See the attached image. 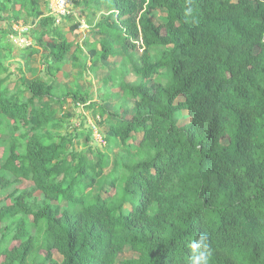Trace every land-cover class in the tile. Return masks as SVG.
<instances>
[{
	"label": "trees",
	"instance_id": "1",
	"mask_svg": "<svg viewBox=\"0 0 264 264\" xmlns=\"http://www.w3.org/2000/svg\"><path fill=\"white\" fill-rule=\"evenodd\" d=\"M71 2L76 14L59 21L38 0L0 10V195L9 200L0 202V264H187L201 232L210 264H264V0ZM101 5L107 14L94 25ZM150 7L165 10L159 24ZM89 9L85 22L103 37L75 44L68 35ZM14 23L28 25L33 42L19 50L40 53L46 77L15 91L6 63ZM119 48L126 54L102 80L100 102L77 81L70 91L56 81L68 54L84 77ZM54 99L102 119L105 146L89 129L54 131L57 109L36 103Z\"/></svg>",
	"mask_w": 264,
	"mask_h": 264
},
{
	"label": "rangeland",
	"instance_id": "2",
	"mask_svg": "<svg viewBox=\"0 0 264 264\" xmlns=\"http://www.w3.org/2000/svg\"><path fill=\"white\" fill-rule=\"evenodd\" d=\"M9 1L10 0H0V10H1V12H2L3 15H8L9 12H10V10H11V7L12 6L9 3ZM38 1L40 3L41 8L45 12L47 11L48 6H49V10H51V9L53 10V9L56 8L57 0H38ZM105 6L106 5H101V8L94 9V12H95L94 20L95 21H97L98 19L100 20L103 17V15H105L107 13L108 9H105L106 8ZM76 10H77L76 7L71 6V5L69 6V11L72 12V14H76ZM147 12H148V16L151 18V20L155 24H159L161 22V20H162V17L165 14V10L162 9V8H158V7H150L147 10ZM89 14L90 13H89L88 10H84L83 13H82V15H84L85 17L87 15H89ZM75 20H76V22H80V24H81L80 26L82 27V28L80 27V31H82L81 33L83 34L86 31V29H88V28H86L84 26L85 23L82 21L81 17H77V18H75ZM63 22H64V25H65V28H66L67 25H69L72 21H68V20L65 19V21H63ZM7 26H8V23H7L6 20H1L0 21V39H1V30L7 29ZM27 26L28 25H24L23 23H14L13 26H12V28L18 32L21 29H24L25 30L27 28ZM32 26H33V28H37V26H35V25H32ZM8 35H9V36H7L8 40L13 43V51H12L11 57L8 59V61H6V63H7V65L10 68H11V66H10L11 63H17V64H15V66L14 65L12 66V68L14 69V72H12L11 69H10L11 76L8 79L7 82L10 81V83L15 84V87H20L22 85V81H29L33 77L34 78L39 77L40 71H41L40 70V67H42L43 64H42V62L37 61V58H38L39 55H36L37 58H36L35 61H33V63H35L34 65H36V67L34 69H32L31 72H29V73L26 72L25 73V71H23L22 63L23 64L25 63V65H28V60L25 62V58L26 57L23 56L22 54H21V56H15L16 52L17 51H20L19 50V47L20 46L16 42L17 39H15V38H17V36H15L14 33L13 34L10 33ZM68 36H69V39L76 40L75 37L78 36V34H72V35L69 34ZM88 38L91 40L92 37H90V35L88 34ZM96 38H97V36H96ZM23 47H26V46H23ZM4 53H5V50L0 45V62L4 60ZM40 59H41V56H40ZM117 59L118 58H116V57L113 58V57L110 56V57L106 58L105 61L107 63H109L110 61L115 62V61H117ZM19 63H21V64H19ZM65 63H67V65H65L63 67V70L64 71H70V68L68 67L69 66V62H65ZM16 65H17V68H16ZM111 66H113V65H111ZM76 68H74V70H76ZM108 71H109V67H107V68L105 67V69L103 68V69L99 70L98 74H96V76H94L93 79L91 80L89 89L92 88V90H93L92 92L93 93L95 91V93L92 94L93 95L92 98L95 101L100 102L101 96L104 94L105 89L110 85V83H108L107 85L103 84L102 83V79H101L102 77H104V76L107 75ZM133 76L134 75H132V76L129 75L127 78L131 80V79H133ZM41 78L44 79L46 77L41 73ZM61 78H63V75H60V79ZM70 78H72V77L71 76L64 77L62 83H64V84H66V82L69 83L67 80H70ZM97 89H99V90H97ZM111 90L112 91H116V90L118 91L117 88H115V89L113 88ZM178 99L179 100L180 99H183V97H179ZM118 101H119L118 98H115V97L114 98H110V99H108L105 102V105H106L107 109L110 110L112 108V106L114 104H116ZM67 103H69V102H67ZM67 103L64 106L65 109H66V107H68V104ZM70 108H72V107L70 106ZM79 108L81 109V114L84 117L83 119H82V117L78 113L77 114H74L73 113L71 117L70 116L68 117V114H67V116H65L64 118H62V119H64L63 121L65 122V126H60L59 128H57L58 127L57 126V127H55V130H57L58 132L67 133L68 131H72L75 127L79 128V129L82 128L84 130H88L89 129L91 131V140H90V142L93 145H95L96 147H98V148H103V146H105V144L100 141V139L102 138L100 132L107 130V127H108L107 124H105L102 119H99V121L94 122L93 119H92V117L90 116V111L85 110L82 105H80ZM184 113L185 112H183V114ZM57 117H60L58 113L55 114V116L52 117V119H54V121H58V120H55V119H57ZM188 121H189V118L187 116L183 115L179 119V124L187 123ZM80 124H83L82 127H81ZM99 129H101V130H99ZM79 141H80V144H81L80 147L84 148L85 138L82 137V138L79 139ZM116 151L117 150H115L114 153H116ZM1 154H2V149L0 148V156H1ZM111 157H113V155H111ZM109 168L110 167L106 168L105 169V172H107L109 170ZM28 184L29 183L22 184L21 185V188L26 187ZM108 190H109L108 191L109 194L113 192V189L112 188L111 189L109 188ZM101 192L103 194H105V195L107 194V192L105 190H101ZM39 193L40 192H38V191L35 192V194H37V195H39ZM4 198L5 197H3V200L6 201V199H4ZM1 201L2 200H0V202ZM8 201L9 200H7L6 202L9 203ZM2 232H4V228L0 225V237H1ZM12 245H13V243L10 244V247ZM131 255H132L131 253L125 252L122 256H120V259L123 258V257L131 256ZM53 256L57 260H61L62 259L61 256L57 252H54L53 253ZM0 259H2V257Z\"/></svg>",
	"mask_w": 264,
	"mask_h": 264
},
{
	"label": "crops",
	"instance_id": "3",
	"mask_svg": "<svg viewBox=\"0 0 264 264\" xmlns=\"http://www.w3.org/2000/svg\"><path fill=\"white\" fill-rule=\"evenodd\" d=\"M89 11V13H91L92 11H93V9H90V10H88ZM82 11L81 10H78V15L79 16H82L81 17V19H82V21L85 23V27L86 28H88V29H86V31L82 34L81 32L78 34V36H76L75 37V44L76 43H79L80 45L82 44V42L84 41V39L85 38H87L88 37V34H91L90 35V37H92L91 38V40L89 39V41H91V42H95V41H97V40H99L101 37H103V35L102 34H98V33H96V34H94L92 31H90L91 29H92V25L91 26H88V24L85 22V16L84 15H82ZM107 14V13H106ZM105 14V15H106ZM101 20V19H100ZM99 19L97 20V21H95L94 20V22H93V24L95 25V24H98V23H100L101 21H100ZM81 27V26H80ZM80 27H79V29H80ZM82 28V27H81ZM97 31V30H96ZM88 33V34H87ZM96 36H97V38H96ZM95 37V38H94ZM74 49V47L72 48V50ZM119 50V52H117L116 54H115V56H113V55H110L111 57H116V58H118L117 59V61H115V62H113V61H110L109 63H107L105 60H106V58L105 59H102V60H100V68L96 71V73H93V72H89V70L87 69V71H86V73H85V76L84 77H78V73H79V69L78 68H76V66L73 64V62H72V60H71V58H69V56L67 55V61L66 62H69V68H70V71H64L63 70V67L65 66V65H67V63H65L63 66H62V68H61V71L60 72H58L57 74H56V76H55V79H56V81L60 84V85H62L65 89H66V91H70L71 89H72V84H73V82L74 81H77L78 83H79V86L81 87V89H83V90H90L89 91V94L91 95V97L93 96L92 94H94L95 93V91H94V93L92 92L93 90H92V88L91 89H89V86H90V83H91V80L93 79V77L94 76H96V74H98V72H99V70H101V69H105V67L107 68V67H109V70H111V69H113V68H115L116 66H118L119 65V63H120V61H121V59H122V57L126 54V52H124V50H122V49H118ZM21 54L23 55V53L21 52V51H17L16 52V54H15V56H21ZM36 55H39L38 56V58L36 57ZM23 56H25V55H23ZM110 56H108V57H110ZM107 57V58H108ZM21 58V57H20ZM36 58H37V61H39V62H41V59H40V53H38V54H33L31 57H29L28 59L27 58H25V62L28 60V65H25V63L23 64L22 63V67H23V71H25V73L26 72H31L32 71V69H34L35 67H36V65H34L35 63H33V61H35L36 60ZM88 62H89V60H88ZM87 62V63H88ZM90 63V62H89ZM89 63L87 64V65H89ZM15 64H17V63H11L10 64V66H11V71L12 72H14V69L12 68V66L14 65L15 66ZM19 64H21V63H19ZM113 65V66H111V65ZM16 68H17V65H16ZM74 68H76V70H74ZM111 68V69H110ZM18 70V69H17ZM40 75H39V77H37V78H31V80H33V79H42L41 78V73L43 72V70H44V67H43V65H42V67H40ZM39 74V73H38ZM43 74V73H42ZM108 74V73H107ZM44 75V74H43ZM60 75H63V78L64 77H68V76H71L72 78H70V80H67L69 83H67L66 82V84H64V83H62V81H63V78H61L60 79ZM129 75H134L133 73H131V72H129L125 77H124V80L127 82V83H132L134 80H135V78L136 77H134L133 76V79H128L127 77L129 76ZM107 76V75H106ZM105 77V76H104ZM104 77H102L101 79L103 80L104 79ZM42 80H46V78H44V79H42ZM30 81V80H29ZM26 82H28V81H26ZM23 83H25V81H22V85H23ZM22 85L20 86V87H15V84H12V83H9V86H10V89H13L14 91L15 90H19V89H21L22 88ZM58 90V91H57ZM57 90H55V92L57 91L58 93L57 94H60L61 93V91L59 90V87L57 88ZM98 90V89H97ZM27 96V93H26V95H25V97ZM111 98H114V97H111ZM93 99V98H92ZM110 99V98H109ZM94 100V99H93ZM37 104H39L40 106H42V107H45L46 105H48V104H50V106L51 107H53V108H55V109H57V113L59 114V116L60 117H57V119H55V120H58V121H54V119H52L53 120V125H52V127H53V130L54 131H57V130H55V127H57V128H59L60 126H65V122L63 121L64 119H62V118H64L65 116H67V114H68V117L70 116H72V114L74 113V114H79L81 117H82V119L84 118L83 116H82V114H81V109L79 108V107H75L74 105H72V103L71 102H69V103H67L68 104V107H66V109L64 108V106H65V104L64 105H60V103L57 101V99H54V100H45V101H43V102H36ZM70 106L72 107V108H70ZM56 113V114H57ZM55 116V115H54ZM53 116V117H54ZM26 183H29L27 186H29L30 184H32V182L31 181H27V180H23V182L21 183V184H19L18 186L19 187H21V185L22 184H26ZM26 186V187H27ZM39 192V191H38ZM37 195V194H36ZM1 199H3V196L2 195H0V200Z\"/></svg>",
	"mask_w": 264,
	"mask_h": 264
},
{
	"label": "clouds",
	"instance_id": "4",
	"mask_svg": "<svg viewBox=\"0 0 264 264\" xmlns=\"http://www.w3.org/2000/svg\"><path fill=\"white\" fill-rule=\"evenodd\" d=\"M102 140L104 141V139ZM187 247L190 252L187 264H210L213 250L209 238L205 233L201 232L196 238L191 239L187 243Z\"/></svg>",
	"mask_w": 264,
	"mask_h": 264
},
{
	"label": "built area",
	"instance_id": "5",
	"mask_svg": "<svg viewBox=\"0 0 264 264\" xmlns=\"http://www.w3.org/2000/svg\"><path fill=\"white\" fill-rule=\"evenodd\" d=\"M70 5L72 6L71 0H57L56 8L53 10L51 9L50 11H51V13L58 14L57 21H59L61 16L70 13V11H69ZM28 28L29 27L27 26L26 29H28ZM25 30L21 29L18 32L16 31V34H15V36H17V38H15V39H17L16 42L18 43V45L20 47L29 46L33 42L32 38L30 36L23 34ZM100 141L104 143L102 138L100 139Z\"/></svg>",
	"mask_w": 264,
	"mask_h": 264
}]
</instances>
